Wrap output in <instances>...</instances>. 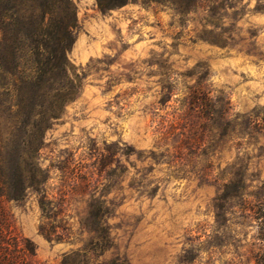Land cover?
<instances>
[{
  "label": "rangeland",
  "instance_id": "obj_1",
  "mask_svg": "<svg viewBox=\"0 0 264 264\" xmlns=\"http://www.w3.org/2000/svg\"><path fill=\"white\" fill-rule=\"evenodd\" d=\"M72 1L77 92L37 154L43 208L32 188L6 204L16 229L46 264H244L260 241L242 200L264 195V0ZM51 225L61 241L38 233Z\"/></svg>",
  "mask_w": 264,
  "mask_h": 264
},
{
  "label": "trees",
  "instance_id": "obj_2",
  "mask_svg": "<svg viewBox=\"0 0 264 264\" xmlns=\"http://www.w3.org/2000/svg\"><path fill=\"white\" fill-rule=\"evenodd\" d=\"M126 2L95 0L99 10ZM75 22L72 0H0V264H46L16 229L6 204L32 188L42 192L43 208L45 171L37 154L45 131L77 92L67 59ZM222 114L228 124L227 108ZM241 208L244 217L259 221L260 246L256 253L249 250L252 258L244 264H264V195L244 198ZM55 227H39L38 233L61 241ZM59 264L80 263L62 259Z\"/></svg>",
  "mask_w": 264,
  "mask_h": 264
}]
</instances>
